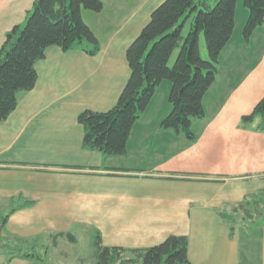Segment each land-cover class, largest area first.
Instances as JSON below:
<instances>
[{
  "label": "crops",
  "instance_id": "obj_1",
  "mask_svg": "<svg viewBox=\"0 0 264 264\" xmlns=\"http://www.w3.org/2000/svg\"><path fill=\"white\" fill-rule=\"evenodd\" d=\"M34 1L0 0V49ZM101 1L102 12L82 11L100 52L50 48L36 64V87L0 122V264L66 263L61 242L77 245L79 229L124 249L184 236L192 264H264V226L239 225L232 236L221 216L264 193L261 119L242 125L264 98V25L246 42L249 11L238 0L205 117L192 123L193 142L161 127L171 111L164 81L127 154L106 156L84 148L79 115L117 104L131 75L127 50L165 0ZM200 50L206 56L201 41Z\"/></svg>",
  "mask_w": 264,
  "mask_h": 264
},
{
  "label": "trees",
  "instance_id": "obj_2",
  "mask_svg": "<svg viewBox=\"0 0 264 264\" xmlns=\"http://www.w3.org/2000/svg\"><path fill=\"white\" fill-rule=\"evenodd\" d=\"M210 1L165 0L153 11L150 22L127 50L131 75L117 104L107 112L87 110L79 115L85 149L106 156L126 155L135 124L164 81L171 83L168 97L171 111L161 127L191 142L196 139L192 123L205 117L204 97L216 80L220 55L232 38L238 2ZM244 7L249 16L243 37L249 42L254 31L264 25V0H244ZM103 8L101 0L34 1L25 21L6 34L0 49V122L16 110L21 93L36 87V64L45 59L50 48L58 47L67 52L79 47L90 56L100 52V43L83 20L82 11L100 13ZM189 21L190 30L184 37ZM202 35L208 59L201 54ZM178 48L180 52L170 66ZM258 119H261L258 129L264 131V98L252 114L243 117L242 125L248 127ZM263 208L264 193H260L221 216L233 236L239 225L249 230L263 227L264 211H260ZM59 235L75 241L71 234ZM95 239L94 264H192L188 239L184 236H170L163 243L146 249L104 246L99 232Z\"/></svg>",
  "mask_w": 264,
  "mask_h": 264
},
{
  "label": "rangeland",
  "instance_id": "obj_3",
  "mask_svg": "<svg viewBox=\"0 0 264 264\" xmlns=\"http://www.w3.org/2000/svg\"><path fill=\"white\" fill-rule=\"evenodd\" d=\"M215 3V2H214ZM191 21H189L183 31V36H187L189 30H190ZM201 46L203 49H206V56L203 55L204 59H208V53L206 48V43L203 35L200 38ZM180 52V49H176L175 52L172 55V58L170 60V66H173L178 54ZM264 209V208H263ZM264 211V210H260ZM79 231V232H78ZM79 233V242L77 245L71 246L69 243H62L60 251V255L66 254L68 257V261H63V264H94V243H95V234L93 233H87L84 230H77ZM93 234V235H92ZM65 241V240H64ZM67 242V241H66ZM69 254V255H68ZM129 257V255H126ZM62 263V261H61Z\"/></svg>",
  "mask_w": 264,
  "mask_h": 264
},
{
  "label": "water",
  "instance_id": "obj_4",
  "mask_svg": "<svg viewBox=\"0 0 264 264\" xmlns=\"http://www.w3.org/2000/svg\"><path fill=\"white\" fill-rule=\"evenodd\" d=\"M2 233V227L0 228V234Z\"/></svg>",
  "mask_w": 264,
  "mask_h": 264
}]
</instances>
